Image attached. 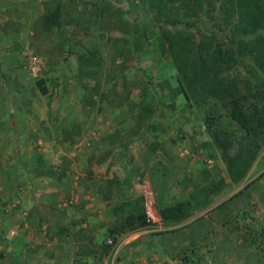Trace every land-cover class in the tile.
I'll list each match as a JSON object with an SVG mask.
<instances>
[{"label":"rangeland","instance_id":"1","mask_svg":"<svg viewBox=\"0 0 264 264\" xmlns=\"http://www.w3.org/2000/svg\"><path fill=\"white\" fill-rule=\"evenodd\" d=\"M58 4L62 25L43 30L42 16ZM151 12L146 0H0V264H264V132L246 136L227 100L186 90ZM226 26L219 18L212 29ZM254 59L243 55L230 77L261 104L264 65ZM185 122L189 135L179 131ZM215 129L233 133L232 151L251 146L239 181L196 147ZM98 175L120 217L101 249L89 248L94 260L54 257L77 226L66 220L95 201ZM212 178L223 182L217 192ZM150 189L187 203L189 215L165 223L153 202L154 230L122 231L118 220L141 198L146 208ZM112 231L124 238L122 256L107 242Z\"/></svg>","mask_w":264,"mask_h":264},{"label":"trees","instance_id":"2","mask_svg":"<svg viewBox=\"0 0 264 264\" xmlns=\"http://www.w3.org/2000/svg\"><path fill=\"white\" fill-rule=\"evenodd\" d=\"M146 1L152 11L147 15L159 29L165 44L162 52L167 54L186 90L227 100L232 120L246 136L256 139L259 132H264V103L250 100L254 93L241 94L236 78L230 77V69L248 54L255 58L259 66L264 65V0ZM209 10H214L216 15L210 14ZM63 15V6L56 5L42 16V29L50 31L62 25ZM219 18L227 26L216 31L212 26ZM196 31L200 33L198 38L193 33ZM45 84L44 79L37 81L40 92L48 97L47 103L50 104L52 95ZM181 90L178 86L172 89V94ZM146 111H149L148 107L144 108V114ZM179 131L189 135L182 127ZM211 136V141H202L196 147L213 158L219 156L226 163L232 181L242 179L254 157L251 146L239 143L232 151L234 135L223 129H215ZM222 185V181L213 183L210 189L217 192ZM141 200L140 206L133 207L121 221L118 220L122 231H133L147 225L144 200ZM159 214L165 223L178 222L189 215L187 203L177 202L160 207ZM115 234L118 233L112 231L114 242Z\"/></svg>","mask_w":264,"mask_h":264},{"label":"crops","instance_id":"3","mask_svg":"<svg viewBox=\"0 0 264 264\" xmlns=\"http://www.w3.org/2000/svg\"><path fill=\"white\" fill-rule=\"evenodd\" d=\"M150 156H152V155H150ZM93 169H96L95 170L96 173L97 172H105V170L103 171L100 167H97V165H96V168L94 167ZM111 172H112V170H109L108 175L106 173H104L105 175H103V178L105 179V181L107 179L111 178L110 177ZM101 178H102V176L98 175V178L96 179V180H98L97 183H99L101 181ZM202 182H203V180H202ZM212 182H214V178H212L209 181L208 187H210L213 184ZM107 186L108 185L102 186V184L99 183V186L97 189L98 192L95 193L96 194L95 201L91 202V203H87L84 206V208H81V210L78 211V214L75 217L66 220L67 224H73L76 222L77 226H75L74 229L69 228V230L66 232V234H63L61 236V239L66 241L65 246L62 244V247L60 249H58L57 251H55V252L50 251V253L54 257L57 255V258H61V259H65V260L70 261V260H74L75 254L77 252H80V255H82V258H83V256L85 257L87 255L89 258L88 259L89 261L94 260L93 259L94 254L90 253L89 248L91 247V245H94L93 248L97 247L98 249H101L99 246L101 245V243H103L104 233L106 231H108L109 229L113 228L117 218L120 217V215H121V214L116 212V209L113 208L114 206H119V203H118V205H116V203L109 202V200H108L111 196V192L107 191V188H108ZM202 188H205V186H202ZM150 190H151L150 191V196H151L150 199L147 195V192H145V197H146L148 208L151 207L153 202H154V207L156 209L159 206L165 207V206H169V205H172V204L179 202L178 199H173L172 197H169L168 194L165 193V191L158 194V192L156 190H154V191H153V189H150ZM100 196L101 197L103 196V198L106 201L105 202L103 200L100 201V198H99ZM158 197L162 198V204H160L158 202ZM85 226H87V227H85ZM80 229L84 231L82 233V235L81 234L79 235ZM55 237H58V236H56V234H55ZM123 244L124 243H121L119 246L120 250L118 249L119 253H121V256L124 253H126V252H124V250H126L125 247L120 248V247H122ZM174 246H176V245H174ZM81 249H83L84 254L82 253ZM100 251H102V250H100ZM131 256L128 255V257H129L128 259L132 262L133 256L132 257ZM129 260H128V262H130Z\"/></svg>","mask_w":264,"mask_h":264},{"label":"built area","instance_id":"4","mask_svg":"<svg viewBox=\"0 0 264 264\" xmlns=\"http://www.w3.org/2000/svg\"><path fill=\"white\" fill-rule=\"evenodd\" d=\"M145 216H146V222L147 225L141 229H150V230H154L155 226H157L160 222V217H156L152 211L151 208L146 207L145 208ZM130 235V234H129ZM127 236V235H126ZM127 239V238H126ZM122 240H124L123 236L122 237H117V242H114V237L111 236L107 239L108 244H111L115 253L118 251L119 246L122 242Z\"/></svg>","mask_w":264,"mask_h":264},{"label":"water","instance_id":"5","mask_svg":"<svg viewBox=\"0 0 264 264\" xmlns=\"http://www.w3.org/2000/svg\"><path fill=\"white\" fill-rule=\"evenodd\" d=\"M182 130L185 131V132H187L188 134H191L192 133V127H191L190 122H185L182 125Z\"/></svg>","mask_w":264,"mask_h":264}]
</instances>
